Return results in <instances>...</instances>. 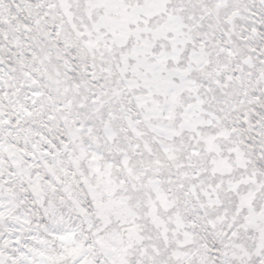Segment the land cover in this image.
I'll return each mask as SVG.
<instances>
[{
	"label": "snow or ice",
	"instance_id": "obj_1",
	"mask_svg": "<svg viewBox=\"0 0 264 264\" xmlns=\"http://www.w3.org/2000/svg\"><path fill=\"white\" fill-rule=\"evenodd\" d=\"M0 264H264V0H0Z\"/></svg>",
	"mask_w": 264,
	"mask_h": 264
}]
</instances>
